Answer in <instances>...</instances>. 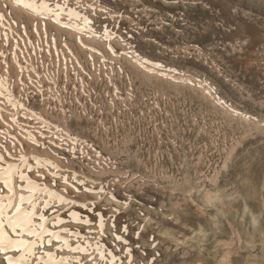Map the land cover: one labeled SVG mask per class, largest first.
<instances>
[{
  "label": "rangeland",
  "instance_id": "1",
  "mask_svg": "<svg viewBox=\"0 0 264 264\" xmlns=\"http://www.w3.org/2000/svg\"><path fill=\"white\" fill-rule=\"evenodd\" d=\"M48 2L103 18L83 7L92 0ZM113 4L110 43L137 45L149 66L62 26L82 24L67 10L57 23L0 0V169L17 165L73 201L40 194L51 207L37 211L61 239L37 255L107 264L99 242L116 264H264V0ZM12 181L19 203L27 184ZM65 239L91 247L74 253Z\"/></svg>",
  "mask_w": 264,
  "mask_h": 264
},
{
  "label": "snow or ice",
  "instance_id": "2",
  "mask_svg": "<svg viewBox=\"0 0 264 264\" xmlns=\"http://www.w3.org/2000/svg\"><path fill=\"white\" fill-rule=\"evenodd\" d=\"M17 3L23 4L26 9L38 16L43 15L46 19L49 16L54 17L57 23L61 22L60 18L65 13V10H67L69 21L76 20L82 22V24L77 23L73 25L71 23H66L62 26L74 27L76 31L87 32L93 37H102L104 40L109 41L108 50L112 52L113 55L133 56L142 66H149L153 63L151 58L135 44L130 46L129 51L121 53L110 43V41L116 37L113 27H118L119 25L110 26L107 20L110 17L111 20L116 21L121 16L119 9L113 4V0H92L91 3L83 5V7L91 10V14L94 17H103L98 21L96 19H90L88 15H81L79 11H75L69 7L67 2L55 3L52 5L48 0H40L39 3H37L36 0H17ZM3 20L4 17L0 14V22ZM5 39H7L6 35ZM93 50L95 51V48H93ZM0 55H3V53H0ZM157 67L163 69L164 65L157 62ZM172 70L175 71V69ZM184 82L191 83L192 81L185 79ZM2 84L3 82L0 81V87H2ZM217 99H219V97H217ZM220 102L224 103V101ZM19 107L23 109L24 105L20 104ZM0 119H2V117H0ZM29 119H31V116ZM72 139L75 141L76 137L73 136ZM35 142L36 141L33 139V143ZM81 143L87 144V141H81ZM88 147L91 148L92 146L89 144ZM2 148H4V146L0 145V149ZM93 151H95V149H93ZM97 155H99V153H97ZM4 159L5 157L0 155V161ZM36 159L38 163H48L47 161H39V158ZM20 160L31 170V166L27 164L25 157L21 156ZM109 162L111 163V161ZM15 175H19L21 181H26V190L29 193L27 196L20 195L19 203L15 202L17 197L12 181V177ZM0 179H3L4 186L7 188L8 192V195L0 194V253L4 254L2 258H0V264H81L79 257L60 256L57 259L55 253L51 251L43 253V256L37 255L38 249L43 247L46 238L48 243L52 242V238L58 241L61 239L59 232L49 231L45 226L49 218L42 211L39 213L37 211L41 201H43V207L45 209L51 207L50 200L44 199L40 194L60 199L68 204L73 203V201L64 200L63 197H59L56 193L50 192L48 188L34 183L17 165L9 164L6 168L0 169ZM25 202H27V207L24 206ZM12 209H15V211H12ZM72 215L75 217L76 213H72ZM37 217L40 223L35 222ZM57 222L62 223V221L58 219ZM103 223V219H101V227H103ZM127 230L125 226L123 231L127 232ZM64 231L66 232L68 230L64 229ZM76 235L79 234L77 233ZM25 237L28 238L26 239ZM116 239L120 240L121 237L117 236ZM62 244L74 253L87 252L88 248L91 247V245H84L82 247L80 244L71 247L69 241L66 239L62 241ZM95 251L99 253L101 260H104L105 256L111 258L108 260L107 264H116V257L113 256L111 252L106 253L99 242L96 244ZM128 256H131L130 249ZM89 260H93L91 254H89ZM93 264H95V261H93ZM128 264H132L130 259L128 260Z\"/></svg>",
  "mask_w": 264,
  "mask_h": 264
}]
</instances>
